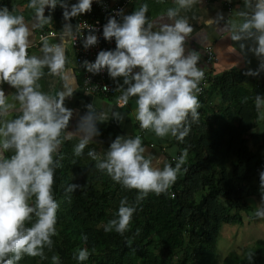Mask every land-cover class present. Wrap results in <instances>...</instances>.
Instances as JSON below:
<instances>
[{
	"label": "clouds",
	"instance_id": "obj_1",
	"mask_svg": "<svg viewBox=\"0 0 264 264\" xmlns=\"http://www.w3.org/2000/svg\"><path fill=\"white\" fill-rule=\"evenodd\" d=\"M201 2L174 0L156 18L146 15L147 0H142L130 14L116 10L120 19L110 16L102 30L106 40L115 38L116 47L100 50L94 61H82L90 73L106 70L113 80L122 77L123 83L116 81L118 105L123 107L134 97L139 127L159 138L170 136L183 142L191 123L200 116L198 94L202 92L200 85L206 68L198 65L199 50L186 51V41L194 31L190 17L196 19L189 13ZM92 3L93 0H76L71 4L69 0H27L26 7L33 11L31 20L35 21L30 23L23 14L0 2V264H18L26 254L46 259L45 248L52 247L53 237L58 234L60 203L53 185L56 170L61 167L60 149L64 141L78 137L73 152L80 157L85 154L86 146L93 143V137L100 134L97 122L110 117L121 121L124 118L112 106L89 103L76 131L67 130L73 109L66 107L64 101L76 91L68 47L79 37L83 38L85 49L96 45L98 36L93 25L85 22L82 28L80 24L65 23L60 32L53 33L59 36V42L41 35L39 53L29 52L35 43L34 29L52 23L51 12L57 6L68 21L70 17L90 12ZM46 6L48 15H45ZM223 19V14L217 13L215 18L204 19L203 23L215 27ZM84 28L89 29L87 35L81 31ZM222 30L232 41L239 42L242 53L251 52L259 59L258 68H249L246 74L258 76L264 71V0H243V7L233 11ZM45 70L60 79L58 90H43L41 78ZM5 82L16 89L13 94H5L2 87ZM86 92L91 95V90ZM254 103L257 118L264 119V95L256 94ZM147 149L141 135H117L106 150H87L97 170L122 188L137 190L135 202H129L127 196L120 198L114 216L104 224L106 232L124 234L131 226L137 204L149 193H167L178 174L187 171L186 147L173 157L174 165L162 162ZM259 176L261 202L255 206L253 216L264 218V170ZM82 187L69 183L65 191L74 192ZM82 239L87 241V235L82 234ZM89 256L86 247L73 253L78 262L86 261ZM246 259L254 264L252 250L247 252ZM51 261L61 264L58 254L52 255Z\"/></svg>",
	"mask_w": 264,
	"mask_h": 264
},
{
	"label": "trees",
	"instance_id": "obj_2",
	"mask_svg": "<svg viewBox=\"0 0 264 264\" xmlns=\"http://www.w3.org/2000/svg\"><path fill=\"white\" fill-rule=\"evenodd\" d=\"M246 73L229 71L216 77L207 73L203 80L207 84L198 94V121L191 123L183 142L172 137L169 143L177 147L178 155L188 149L187 171L178 174L167 193H149L141 200L124 234L106 232L104 224L114 216L122 196L135 202L137 190L122 188L97 170L87 147L76 157L74 144L66 143L53 185L60 203L58 234L52 247L45 248L46 259L26 254L18 264H52L54 254L61 264H249V250L254 252V264H264L263 239H253L241 255L216 254L222 230L243 226L241 213L254 218L253 207L261 202L264 155L257 144L262 140L264 145V132L258 130L254 100L264 90V74ZM215 100L213 108L209 104ZM69 183L84 187L67 192ZM82 247L90 256L78 262L73 253Z\"/></svg>",
	"mask_w": 264,
	"mask_h": 264
},
{
	"label": "crops",
	"instance_id": "obj_3",
	"mask_svg": "<svg viewBox=\"0 0 264 264\" xmlns=\"http://www.w3.org/2000/svg\"><path fill=\"white\" fill-rule=\"evenodd\" d=\"M96 0H93L95 2ZM99 1V0H98ZM101 1V0H100ZM3 4H6L9 9H14L16 13L23 14L26 20H30V23L35 22L31 20L33 11L26 7L27 0H0ZM71 2V0H69ZM142 0H134L123 5L125 14H130L139 6ZM149 3V11L147 16L156 18L158 14L162 13L168 6H172L174 0H147ZM118 3L122 4V0H118ZM60 7V6H59ZM243 7V0H202V2L195 7L189 15H193L196 19L190 17V23L193 25V34H191L186 41L187 49L199 50L201 53V59L198 61L200 67L206 68L205 72L210 73L212 76H219L229 71H247L249 68L255 70L260 63L259 59L251 52L242 53L239 49V42L232 41L228 33L223 31V25L227 19L232 15L233 11L237 8ZM60 12V13H59ZM217 13H222L224 19L219 22L215 27L207 26L203 23L204 19L215 18ZM48 6L45 9V15H48ZM52 23L43 26V28L34 29L32 39L35 43L29 52L39 53V47L42 42L39 38L43 34H47L48 31L60 32L63 27V15L61 11H52ZM50 41L57 40L59 37H48ZM208 39L209 41H204ZM233 46L236 50H234ZM68 57L70 60V67L73 69L75 77V87L71 97L65 98L64 104L66 107L73 109V115L69 120L68 131H76L77 124L81 116H83L88 109L86 105L89 103H95L98 107L112 106L114 111H120L124 118L123 120H117L110 117L107 121L97 122V127L100 134L93 137V143H90L87 148H95L98 152L106 150L111 141L115 139L117 135H141L143 142L148 146L147 151L154 153L161 158V161H168L175 156H178V149L176 146L170 145L172 137L159 138L155 136L154 132L139 127V122L135 118V98H130L129 102L120 107L117 103L119 92L116 94L105 96L102 94H88L81 87V75L74 65V54L71 46L68 47ZM46 74L41 78V84L45 91H56L61 87V82L58 77ZM207 73L205 76H207ZM260 73L264 74V71ZM259 73V74H260ZM116 81L123 83V78L119 77ZM202 86V85H200ZM206 86V85H204ZM2 87L4 88L6 95L13 94L16 89L5 82ZM260 95H264V90ZM258 130L264 132V119H258ZM78 137L65 140L60 152L69 141L75 144ZM257 145L260 146L261 153L264 155V145L262 140ZM162 166V163H161Z\"/></svg>",
	"mask_w": 264,
	"mask_h": 264
},
{
	"label": "built area",
	"instance_id": "obj_4",
	"mask_svg": "<svg viewBox=\"0 0 264 264\" xmlns=\"http://www.w3.org/2000/svg\"><path fill=\"white\" fill-rule=\"evenodd\" d=\"M123 3H118V0H114L112 4H109L105 1H101L98 3H92L91 11H86L82 14H79L76 17H70L68 21L63 19V25L65 23L70 22L75 26L76 24H80L81 27H85V22L87 24L93 25L96 30V34L98 36V43L94 46H90L88 49H85L83 47V38L79 37L77 41L74 44H70L73 54H74V65L75 68L80 72L81 75V87L83 90L88 91L91 90V93L93 94H102V95H114L116 93L115 91V82L119 78H116V80H113L111 78L107 71H102L97 74L90 73L86 71V69L82 66V61L87 59L89 61H94L96 58V55L98 52L102 49H114L116 47L115 44V38L112 40H106L102 35L103 25L107 23V20L110 16H116L117 19H120L119 16H117V11L119 9H124L123 5L125 3L132 2L134 0H122ZM76 0H72L69 2L75 3ZM96 11V13L94 12ZM63 28V27H62ZM62 30V29H61ZM84 35H87L89 32V29L84 28L81 30ZM53 33H58L55 31H48L47 34H43V36L47 37H59L56 35H53ZM40 41V38H39ZM41 42V41H40ZM89 80L86 83V80ZM207 83L201 82V85L204 86ZM105 86H107V89L105 90ZM174 160L173 158L171 159Z\"/></svg>",
	"mask_w": 264,
	"mask_h": 264
},
{
	"label": "rangeland",
	"instance_id": "obj_5",
	"mask_svg": "<svg viewBox=\"0 0 264 264\" xmlns=\"http://www.w3.org/2000/svg\"><path fill=\"white\" fill-rule=\"evenodd\" d=\"M217 103L215 100L211 101L209 105L215 108ZM241 214L244 220L243 226H226L222 230L220 241L216 248L217 256L224 258V256L231 252L241 255L242 248L250 245L253 239L258 237L264 238V218H253L251 215L249 217L243 212Z\"/></svg>",
	"mask_w": 264,
	"mask_h": 264
}]
</instances>
